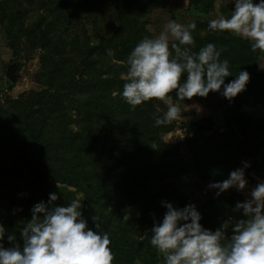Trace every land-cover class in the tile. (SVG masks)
<instances>
[{"label":"trees","instance_id":"1","mask_svg":"<svg viewBox=\"0 0 264 264\" xmlns=\"http://www.w3.org/2000/svg\"><path fill=\"white\" fill-rule=\"evenodd\" d=\"M35 1L27 3L33 8ZM38 1L39 8L47 7L46 12L33 9L34 14L21 2L0 0V26L14 53L18 55L21 46L32 52L39 44L46 49L41 57L43 71L36 75L43 89L23 92L5 102L0 97V225L6 229L5 246L22 245L24 221L31 219L33 206L47 202L52 192L59 197L56 204L62 206L79 196L88 227L97 230L98 222L99 231L109 233L112 264H163L150 238L151 228L167 211L164 201L176 208L194 204L202 215L201 224L213 231L225 220H246L242 210L235 208L242 197L235 187L219 196L215 190L206 202L197 203L168 179L193 170L203 181H222L247 157L264 158V113L243 108L264 107V73L258 70L263 52L253 51L249 40L228 31L208 30L209 21L194 22L193 44L182 47L195 52L213 42L221 51L220 59H228L233 74L225 82L234 79L241 68L250 73V80L244 91L222 105L229 132L220 127L210 132L198 129L194 122L189 124L192 135L187 134L185 142L192 157L187 159L178 144L163 138L174 130L175 121L157 126L154 114L163 111L152 99L132 107L120 92L112 96V91H122L125 81L106 73L112 66L105 59L127 60L131 49L145 37L140 18L167 7L171 0H112L117 4L119 26L97 45L90 44L86 34L95 20L89 0ZM215 2L190 0L188 11L206 16ZM228 7L227 17L234 9ZM71 44L75 52L82 53L79 64L67 51L63 61L57 57L60 48L72 51ZM108 49L113 50L111 57ZM5 82L11 80L7 77ZM169 96L175 102L185 101L177 100L175 92ZM70 108L76 110L74 121ZM73 122L78 125L75 130ZM250 162L245 172L264 177V161L252 158ZM21 191H28V196H19ZM18 204L23 205L19 212L14 210ZM127 206L139 214H127ZM9 233L15 235V242L7 240ZM232 234L230 224L225 236Z\"/></svg>","mask_w":264,"mask_h":264},{"label":"clouds","instance_id":"2","mask_svg":"<svg viewBox=\"0 0 264 264\" xmlns=\"http://www.w3.org/2000/svg\"><path fill=\"white\" fill-rule=\"evenodd\" d=\"M231 15L210 19L208 27L228 31L250 41L253 51L264 52V0H233ZM196 24L168 21L156 36H145L131 49L127 57V71L122 74L124 84L120 95L132 107L153 98L177 100L194 96L206 97L218 91L231 101L246 89L250 73L240 69L235 78L225 82L231 74L228 59H220L221 51L209 42L193 52L192 30ZM171 39V44H170ZM171 48V52H170ZM113 55V50H107ZM174 53V54H173ZM264 70V57L258 61ZM159 111V110H158ZM176 103H169L162 115L154 114L157 126L168 124L180 115ZM243 168L232 170L228 178L208 185L219 196L235 187L244 190L248 184ZM58 183V182H57ZM56 192L49 193L47 202L36 203L31 219L20 229L22 245L5 247L6 229L0 225V264H112L109 233L88 227L79 196L67 205H58ZM167 211L161 222L151 228V245L164 258L163 264H264V181L250 191V198L235 205L246 220H225L215 231L201 224L202 215L194 204L176 208L162 202ZM97 221L96 217H93ZM233 234L226 238L229 225ZM15 242L13 233L7 235Z\"/></svg>","mask_w":264,"mask_h":264},{"label":"rangeland","instance_id":"3","mask_svg":"<svg viewBox=\"0 0 264 264\" xmlns=\"http://www.w3.org/2000/svg\"><path fill=\"white\" fill-rule=\"evenodd\" d=\"M27 1L28 0H15L16 3L21 2L19 4H22L24 8L25 6H27V8L31 10V12H33V9L35 12L39 13L46 12L45 8L47 7L39 8L40 2L38 0H36V3L34 4L37 8H32V6H29ZM189 1L190 0H171L167 7L154 9L147 16L140 18V20L144 24L143 26L145 29V36L158 35L163 30L164 25L170 20H175L177 23L185 25L193 23L196 20L209 21L210 19L218 18L221 15L227 17L226 11L229 8L228 5H233V7H235L233 0H215L216 2L213 11L206 16H202L188 11ZM89 2L90 7L93 10L92 13L95 16V20L92 22V24H89L87 26L86 34L90 37V44L97 45L103 37H110L113 32H115L116 28L119 26L120 16L116 10L117 4L116 2L114 4L112 0H89ZM33 13H29L27 14V16ZM27 16L24 15V17L29 20ZM208 30L211 29L208 28ZM202 31L205 33L204 30ZM81 39H83V37ZM171 42L172 41L170 39V44ZM59 45H61V43ZM36 46L37 47L33 52L31 50L26 51L25 47L21 46L19 48V54L16 55L14 53L15 51L13 50L14 48L8 45L4 30L0 26V97L3 102L18 98L23 92L29 93L33 90L39 91L43 89L44 85L43 83H40L36 80V75L43 71L44 64L41 63V57L46 52V49L41 46V44ZM15 47H17V45ZM73 47L74 45L72 44L71 46H69L70 49L72 48V51L60 48V53L57 51V57H59V59L63 61L64 53L65 51H67L66 54L73 58L74 63L79 64L81 62L82 53L75 52L73 50ZM54 53L56 52L53 51V54ZM261 56L264 57V52L261 54ZM105 62L110 63V65L112 66L111 68H106V73L110 76L118 75L122 78V74L126 73L127 71V60L125 58L117 59L112 56L110 59H105ZM13 65H15L14 74L16 78L14 81H11V83H6L5 81L7 78L8 68ZM123 67L124 69L120 72L119 69ZM119 92H121L120 88L112 91V96H117ZM152 100L163 112L166 111L169 103L178 104L181 114L177 119L174 120L176 123V127L171 132L163 135V138L169 143L178 144L182 155L187 159H191L192 157V155L189 154L187 150L185 142V137L187 136V134L192 135V130L189 127V124H191V122L207 124L210 120L212 122H215V125L203 130L213 132L216 127H220L222 131L229 132V128L226 127L222 110V105L227 99L224 98L218 91H211L206 97L197 95L192 97L191 99L178 102H175L172 99H168L167 97L164 100L156 98H153ZM243 108L257 115H262L264 113V107L262 104L258 106L244 105ZM69 111L71 117L73 118L72 121H74L76 119V110L70 108ZM71 127L75 130L78 125L73 122L71 124ZM252 158L259 162L264 161V158L261 155H257L250 158L247 157L245 162H247L248 164L252 163L250 162ZM243 167L244 164H242L238 168ZM250 172L251 173L245 172L246 179L248 181L246 188L244 190H238L242 194L241 199H239L240 202L249 199L251 189L255 187L259 182L264 181V177L255 175L253 171ZM168 181L173 182L175 185H177L192 200L197 203L206 202L213 196L215 191L214 189H210L208 187L210 183L215 181H203L199 176L195 174L193 170H189L181 176L169 178ZM70 188L75 189V187ZM18 195L21 197H26L28 196V191H21L18 193ZM22 209L23 205L20 204L14 207V210L17 212L21 211ZM126 210L127 214H131L132 212H137L139 214L138 210L132 206H127ZM3 244L4 246L6 245L4 242Z\"/></svg>","mask_w":264,"mask_h":264},{"label":"water","instance_id":"4","mask_svg":"<svg viewBox=\"0 0 264 264\" xmlns=\"http://www.w3.org/2000/svg\"><path fill=\"white\" fill-rule=\"evenodd\" d=\"M262 57V56H261ZM14 68H15V65L13 66H10L8 68V73H7V77L11 80V81H14L16 76L14 74ZM258 70L262 73H264V70L258 68ZM195 124L197 125L198 128H202V129H208L210 127H213L215 125V122H212V121H208V123H198V122H195Z\"/></svg>","mask_w":264,"mask_h":264}]
</instances>
